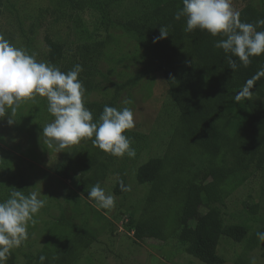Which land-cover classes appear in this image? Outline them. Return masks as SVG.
Masks as SVG:
<instances>
[{"label": "trees", "instance_id": "1", "mask_svg": "<svg viewBox=\"0 0 264 264\" xmlns=\"http://www.w3.org/2000/svg\"><path fill=\"white\" fill-rule=\"evenodd\" d=\"M33 2L0 0V35L12 45L35 54L38 61L63 72L80 64L83 71L78 79L85 89L82 99L94 120L99 119L105 105L124 108L117 103L120 94L138 86L144 88L153 75L164 79L167 106L173 115L163 155L147 159L133 172L132 165L145 148L141 146L145 139L132 129L123 134L132 140L136 155L129 158L125 154L121 162L119 157L96 147L94 137L68 148L56 173L63 181L77 185L79 193L69 192L66 196V201L73 204V215L78 213L80 203L89 207L83 198L97 206L87 198V192L97 183L103 188L109 176H118L109 189L110 195L123 198L128 191L121 190L120 182L127 187L130 174L137 186L148 187L139 213L126 214L121 205V212L116 214L121 221L125 218L123 226L127 233H132L133 244L166 247L174 242L182 253L202 264H225L217 250L223 238L235 245L245 242L237 245L241 248L236 252L246 262V255L262 245L256 233L263 231L252 232L245 221L226 222L225 216L229 215L222 208L239 188L264 178V54L250 57L247 66L232 57L237 68L231 70L224 51L214 47L221 35L214 37L200 29L185 32V18L174 19L182 8V0H49L46 8ZM232 7L240 12L241 22L255 24L264 19L263 10L250 0H233ZM87 11L94 13L102 27L94 33L95 37L72 33L73 40L67 42L57 31L52 37L44 32L45 46H39V25L47 14L52 19L51 27L62 22L75 32L84 27L81 16ZM161 26L168 27L169 36L153 43ZM116 30L133 46L119 58L111 54L118 48L113 37ZM261 30L264 26L257 28ZM103 61L108 63L106 73L100 71ZM127 62L140 66L141 71L124 82H110L109 99L87 101L97 91L99 78L108 82L106 79L115 68ZM249 80L253 81L250 86ZM245 86L250 88L251 95H242ZM31 102L24 100L23 107L33 108ZM18 108L15 117L19 122L27 120L30 137L36 131L42 132V118L27 114L23 119ZM17 129L23 130L21 126ZM12 167L11 159L0 161V202L8 199L17 185V190L24 194L27 191L19 173L16 176L20 182L14 181ZM123 209L126 211L127 207ZM244 209L253 220L257 217V205ZM94 213L97 221L104 220L98 211ZM56 221L46 224L48 238L43 248L36 255H22L24 264H41V256L45 257L43 264H78L83 259L94 240V234L85 227L89 223L82 221L77 226L63 217ZM29 226L36 227L35 223H29L27 228L33 229ZM31 233L21 245L29 241ZM15 257L13 251L9 252L6 264H14Z\"/></svg>", "mask_w": 264, "mask_h": 264}, {"label": "rangeland", "instance_id": "2", "mask_svg": "<svg viewBox=\"0 0 264 264\" xmlns=\"http://www.w3.org/2000/svg\"><path fill=\"white\" fill-rule=\"evenodd\" d=\"M250 1L253 2L255 7L261 8L264 12V0ZM33 3L38 5L39 8H46L50 5L49 0H34ZM46 16L39 25L40 37L37 40L39 41V46L41 45L42 48L45 46L43 41L44 32H47L52 37L53 32L57 31L62 40L69 42L73 40L72 33L79 34L80 32V35L84 38L95 37L94 33L102 29L99 21H96L94 13L90 11L81 16L85 25L75 32L70 31L69 25L62 22L55 24V27H51L50 21L52 19L48 14ZM197 30L199 31L198 28ZM113 34L114 42L118 44V48L111 52L115 58L122 57L129 50L133 49L132 42L128 41L120 31L116 30ZM124 64L115 68L114 73L106 79L108 82L99 78L98 82L100 84L97 91L90 94L87 97V101L100 102L109 99V95L112 92L109 86L110 82H124L129 76L138 74L142 69L138 65H131V62ZM107 70L108 63L105 61L101 62V73H106ZM122 74L123 76H121ZM108 92L109 94L107 95ZM30 101L34 105L33 108L29 107L28 110V106L23 107L22 101L18 109L21 111L23 119L24 115L27 114L40 116L42 121H40L39 126L42 130L46 124L54 119L47 110V99L35 95ZM117 103L119 106L129 107L133 111L135 126L132 128V131L143 136L145 139L141 143V146L145 148L139 152L137 159L132 165L133 172L138 165L151 157L163 155L166 150L168 142L167 132L169 131L170 119H172L173 115L167 106V87L164 79L158 75L151 76V79L148 80L144 88L138 86L129 93H121L117 98ZM10 112L8 109L6 115H11ZM11 118L15 120L12 125L7 123V117L0 119V161L3 162L11 159L15 177L14 181L16 183L20 182L16 176L19 173L23 181L22 184H25L24 186L27 190L25 195L32 191H37L41 194L40 198L46 202L45 206L34 217L35 229L33 226H29L33 229H27V232H32L29 241L10 250V252L13 251L16 255L14 264H24L22 255H36L43 248L48 238L46 228L49 225L47 226L46 224L59 220L60 217L77 226L82 225V221H87L89 224L85 226L86 229L94 234L92 245L82 255L83 259H80L78 264H202L182 253L175 246L174 242L169 243L166 247H147L141 243L137 245L133 244L132 234L127 233L123 226V221L125 220L124 214H121V217L124 218L123 221L118 219L116 214L121 211L131 215L133 212L139 213L140 204L143 202V197L148 187L137 186L133 176L130 174L127 179V187L130 190L121 199L114 197L115 205L113 208H99L98 206H93L92 203L83 198V201L90 208L85 207L84 203H80L78 213L73 215L71 212L74 208L73 204L66 201V196L69 192L79 193L77 185L72 184L70 181H63L56 173L58 166L64 161L66 150L71 146L57 153L54 149L48 148L44 142L45 138L42 132L36 131L30 137V128L26 125L27 120L19 122L15 115L11 116ZM17 126H21L23 130H18ZM120 159L121 157L118 158L121 162ZM262 179L258 181V178H256L255 183L239 188L233 195L228 197L227 201H225L226 207L222 208L223 213L229 215L225 216L226 222L243 223L245 221L244 223L250 226L252 232H257L258 230L264 232V178L262 177ZM117 180L118 176L116 175L107 178L106 185L103 186L106 194H110L109 189L114 186ZM121 205L123 207L120 211ZM254 205L258 206V210L257 217L253 220L252 217L248 216V213L243 211L246 210L244 209L245 206ZM125 207H127L126 211L123 209ZM86 209L90 210L86 211ZM94 211L102 214L104 220L101 222L97 221L94 218ZM71 217L75 218L72 219ZM244 243L235 245L229 240L222 238L217 247L218 255L224 259L225 264H243L245 260L239 256L236 249L241 248L237 245H244ZM246 257L248 264H252L253 261H255V264H264V242H262V245L251 250Z\"/></svg>", "mask_w": 264, "mask_h": 264}, {"label": "clouds", "instance_id": "3", "mask_svg": "<svg viewBox=\"0 0 264 264\" xmlns=\"http://www.w3.org/2000/svg\"><path fill=\"white\" fill-rule=\"evenodd\" d=\"M182 17L185 18V32L198 28L214 37L221 35L214 47L224 51L231 70L237 68L232 57L247 66L250 57L264 54V30L257 31L264 26V19L255 24L241 22L240 12L232 7V0H182V8L174 14V19L179 21ZM168 36V27L161 26L153 43ZM82 71V66L76 64L63 72L50 63L38 61L35 54L12 45L0 35V119L7 117V123L12 125L15 120L11 116L15 115L20 103L39 95L47 99V110L54 118L42 128L49 149L59 153L84 138L94 137L93 144L105 153L135 157L132 140L123 134L135 126L133 111L128 107L118 110L105 105L99 119L94 120L82 99L85 89L78 79ZM252 84V80L247 82L249 86ZM242 95H251L248 86L244 87ZM8 109L11 115H6ZM120 183L122 191L130 190L122 181ZM87 193V198L94 200L99 208L111 209L115 205L114 196L106 194L99 183ZM40 196L37 191L25 195L13 187L9 198L0 202V264H5L12 248L19 247L28 238L29 222L35 223L34 217L46 203ZM256 236L264 242V232H257ZM40 260L43 264L45 257L41 256Z\"/></svg>", "mask_w": 264, "mask_h": 264}]
</instances>
